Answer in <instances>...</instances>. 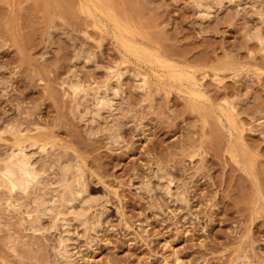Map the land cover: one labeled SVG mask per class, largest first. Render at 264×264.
<instances>
[{"label": "rangeland", "instance_id": "374dc122", "mask_svg": "<svg viewBox=\"0 0 264 264\" xmlns=\"http://www.w3.org/2000/svg\"><path fill=\"white\" fill-rule=\"evenodd\" d=\"M61 235L71 264H264V0H0V264H64Z\"/></svg>", "mask_w": 264, "mask_h": 264}, {"label": "bare ground", "instance_id": "6f19581e", "mask_svg": "<svg viewBox=\"0 0 264 264\" xmlns=\"http://www.w3.org/2000/svg\"><path fill=\"white\" fill-rule=\"evenodd\" d=\"M95 10V9H94ZM124 41H125V39H123ZM127 43V42H126ZM129 43V42H128ZM127 49L129 50V51H131L134 55H138V56H143V55H148L149 53L147 52V51H142V50H140V49H138V48H136V47H134L133 45H128L127 46ZM148 53V54H147ZM153 56V55H152ZM153 59L157 62V63H160V62H162L161 61V59L158 57V56H153ZM169 64V63H168ZM170 74V73H169ZM102 101H104V99H100V97L97 99L96 98V104H97V107L98 106H100V105H103L102 104ZM107 102V101H106ZM103 103H105V101L103 102ZM109 103V102H108ZM105 105V104H104ZM110 105V104H109ZM101 109V108H100ZM99 109V110H100ZM95 117V116H94ZM35 146V145H34ZM42 148V147H41ZM16 149V148H15ZM18 150V149H17ZM15 152V151H14ZM13 155H12V158H11V160H9L10 162L9 163H7L8 161H6V165H3L4 166V170L2 169V171L3 172H1V179H3L2 178V176L5 178V179H7L8 180V184L13 188V189H19V192L20 191H23L24 192V190L26 191L27 189L29 190V188L28 187H30L29 185V183L32 181V180H34L35 179V177H36V175H37V173L31 168L33 165L32 164H30L29 163V160L28 159H26V155H25V151H24V153L22 152V150L20 149V151H18L17 153H12ZM11 157V156H10ZM28 158V157H27ZM32 165V166H31ZM3 168V167H2ZM67 169V168H66ZM35 173H36V175H35ZM64 173H66V172H64ZM7 180H4V181H6L7 182ZM61 181H62V179H61ZM5 184V183H4ZM29 184V185H28ZM28 185V186H27ZM66 185V184H65ZM6 186V185H5ZM9 186V187H10ZM68 186V185H67ZM10 187V188H11ZM64 187V186H63ZM32 188V187H31ZM74 188V187H73ZM80 188V187H79ZM12 189V191H14ZM20 189H22V190H20ZM64 189H65V187H64ZM81 189V188H80ZM10 191H11V189H9ZM53 190H55V189H53ZM83 190V189H82ZM66 191H67V187H66ZM71 191V190H70ZM70 191H69V188H68V192L70 193ZM77 191H78V189H77ZM77 191H75V193L77 192ZM22 192V193H23ZM28 192V191H27ZM26 192V193H27ZM53 192V191H52ZM64 192V191H63ZM79 192V191H78ZM14 193V192H13ZM68 193V194H69ZM80 193H81V191H80ZM50 194V193H49ZM65 194V193H64ZM68 194H66L67 196H68ZM78 194L79 193H77V196H78ZM58 195V194H57ZM76 195V194H75ZM80 195V194H79ZM59 196V195H58ZM61 196H62V194H61ZM71 196V195H70ZM81 196H82V193H81ZM84 196V195H83ZM48 197V196H47ZM51 197V198H50ZM50 199H41V197H38V198H40V199H37L36 197V199H34V200H32V202L34 203V204H36L37 206H44L45 207V209H43L44 211L43 212H48V214H50L51 216H50V219H53V220H57L58 222H59V220H60V225H61V219L63 220V222H64V224L65 223H67V222H65V221H67V220H64V219H67V218H70V217H67L66 218V216H68V215H74V214H71V213H69V205H67V206H65L64 207V205H63V207H62V205L60 204L61 202H64L63 200H61L62 198H64L63 196L61 197V201H59V202H57V201H55L54 200V198L53 197H55V196H51L50 195ZM69 197V196H68ZM43 198V197H42ZM57 198H59V197H57ZM80 198H82V197H80ZM86 197H84V199H85ZM66 200H67V198H65ZM70 199V198H69ZM77 199H79V198H77ZM83 198H82V200H84ZM87 199H85V202L87 203V201H86ZM90 200V199H89ZM69 201V200H68ZM65 203H66V201H65ZM68 204H70L69 202H67ZM79 204V208L78 209H82L83 210V206L82 207H80L81 205L80 204H82V203H78ZM85 204V203H84ZM84 204H82V205H84ZM71 205V204H70ZM86 206V205H85ZM43 207V208H44ZM37 208H39V207H37ZM73 208V207H72ZM85 208H87V207H85ZM85 208H84V210H85ZM69 209V210H68ZM75 209H72V213H73V211H74ZM87 210V209H86ZM76 211V213H77V210H75ZM74 211V212H75ZM37 212V211H36ZM79 212V211H78ZM81 212V211H80ZM75 213V214H76ZM48 214H46V215H48ZM85 214V213H84ZM83 214V215H84ZM28 215H29V213H28ZM83 215H81V216H83ZM49 216V215H48ZM78 216H79V213H78ZM81 216H80V218H81ZM52 217V218H51ZM72 218H74V217H72ZM76 219V221H80V224H81V219L80 220H77V218H76V215H75V218H74V220ZM78 219H79V217H78ZM52 221V220H51ZM53 222V221H52ZM54 222H56V221H54ZM82 223H85L84 222V220L82 221ZM28 226H29V229L30 230H32V231H38V228H39V226H38V222H37V219L36 218H34V217H32V218H30L29 219V221H28ZM54 224V223H53ZM63 224V223H62ZM79 224V225H80ZM85 225V224H84ZM63 226V225H62ZM65 226V225H64ZM81 226V225H80ZM81 227H83V226H81ZM85 228V227H84ZM64 232H65V230H64ZM63 232V233H64ZM68 233V232H67ZM67 235V234H66ZM62 236V235H61ZM68 239V238H67ZM65 236H62L61 237V239L59 238V243H60V245L58 244V249H59V253L58 254H60L61 256V258L63 259V261H62V259H61V261L64 263V264H71V262H69V258H70V255L68 254L69 252H68V249H67V247H66V245H68V244H65ZM67 241V240H66ZM68 243V242H67ZM70 261H72V260H70Z\"/></svg>", "mask_w": 264, "mask_h": 264}]
</instances>
